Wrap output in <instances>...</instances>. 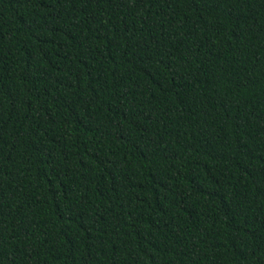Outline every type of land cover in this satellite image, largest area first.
<instances>
[{
  "label": "trees",
  "instance_id": "16d2710c",
  "mask_svg": "<svg viewBox=\"0 0 264 264\" xmlns=\"http://www.w3.org/2000/svg\"><path fill=\"white\" fill-rule=\"evenodd\" d=\"M0 264H264V0H0Z\"/></svg>",
  "mask_w": 264,
  "mask_h": 264
}]
</instances>
